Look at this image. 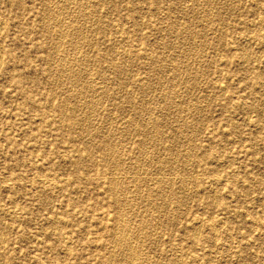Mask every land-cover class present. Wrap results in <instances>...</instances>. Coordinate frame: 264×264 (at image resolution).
<instances>
[{
  "label": "rangeland",
  "instance_id": "obj_1",
  "mask_svg": "<svg viewBox=\"0 0 264 264\" xmlns=\"http://www.w3.org/2000/svg\"><path fill=\"white\" fill-rule=\"evenodd\" d=\"M0 20V264H264V0Z\"/></svg>",
  "mask_w": 264,
  "mask_h": 264
},
{
  "label": "bare ground",
  "instance_id": "obj_2",
  "mask_svg": "<svg viewBox=\"0 0 264 264\" xmlns=\"http://www.w3.org/2000/svg\"><path fill=\"white\" fill-rule=\"evenodd\" d=\"M66 1V0H65ZM81 1V0H80ZM70 3V2H69ZM78 3V2H77ZM96 5H97V3H96ZM81 7V6H80ZM194 7V6H193ZM189 8V7H188ZM49 9V8H48ZM52 9V8H51ZM58 9H60V8H58ZM53 10V9H52ZM62 10V9H61ZM60 13V12H59ZM96 13V12H95ZM58 14V13H57ZM90 14V13H89ZM92 15H94V13H91ZM153 14V13H152ZM79 15V14H78ZM87 16V15H86ZM89 16V15H88ZM97 18V17H96ZM261 18V17H260ZM50 19V18H49ZM55 19V18H54ZM92 19H94V18H92ZM263 19V18H262ZM1 21V20H0ZM86 21V20H85ZM204 21V20H203ZM59 23V22H58ZM262 23H263V21H262ZM84 25V24H83ZM264 25V24H263ZM56 26V25H55ZM71 26V25H70ZM80 26V25H79ZM190 26V25H189ZM53 27V26H52ZM83 27V26H82ZM41 28V27H40ZM50 28V27H49ZM71 28V27H70ZM184 28V27H183ZM258 28V27H257ZM1 30V29H0ZM51 30V29H50ZM70 32V31H69ZM120 32V31H119ZM81 33V32H80ZM83 33V32H82ZM260 33V32H259ZM63 34V33H62ZM179 34V33H178ZM60 36V35H59ZM62 36V35H61ZM83 37V36H82ZM123 37V36H122ZM248 42V41H247ZM56 43V42H55ZM80 43V42H79ZM256 43V42H255ZM80 45V44H79ZM164 45V44H163ZM59 47V46H58ZM70 49V48H69ZM242 50V49H241ZM186 51V50H185ZM56 52V51H55ZM189 53V52H188ZM201 53V52H200ZM85 54V53H84ZM260 54H262V53H260ZM60 55V54H59ZM118 55V54H117ZM196 55V54H195ZM1 56V55H0ZM261 56V55H260ZM83 57V56H82ZM197 57V56H196ZM247 57V56H246ZM65 58V57H64ZM128 58V57H127ZM177 58V57H176ZM258 58V57H257ZM70 59V58H69ZM83 60V59H82ZM158 60V59H157ZM128 61V60H127ZM68 62V61H67ZM126 62V61H125ZM0 63H1V61H0ZM183 63V62H182ZM128 64V63H127ZM60 65V64H59ZM63 65V64H62ZM74 66V65H73ZM65 67V66H64ZM153 67V66H152ZM81 68V67H80ZM171 68V67H170ZM183 69V68H182ZM77 72V71H76ZM166 72V71H165ZM182 72V71H181ZM74 74V73H73ZM88 74V73H87ZM115 74V73H114ZM85 75V74H84ZM83 75V76H84ZM123 75V74H122ZM156 75V74H155ZM178 75V74H177ZM197 75V74H196ZM206 75V74H205ZM77 76V75H76ZM75 76V77H76ZM82 76V77H83ZM221 76V75H220ZM197 77V76H196ZM179 78H181V77H179ZM199 79V78H198ZM193 81V80H192ZM217 81V80H216ZM74 82H75V80H74ZM77 83V82H76ZM92 83H94V82H92ZM172 83V82H171ZM176 83H177V81H176ZM75 84V83H74ZM168 84V83H167ZM80 85V84H79ZM173 85V84H172ZM86 86V85H85ZM92 86V85H91ZM78 87V86H77ZM176 88V87H175ZM87 89V88H86ZM91 89V88H90ZM97 90V89H96ZM226 90V89H225ZM169 92V91H168ZM167 92V93H168ZM82 93H84V92H82ZM112 93V92H111ZM172 93V92H171ZM170 94V93H169ZM107 95V94H106ZM110 95V94H109ZM134 96V95H133ZM77 100V99H76ZM95 100V99H94ZM96 103V102H95ZM89 104V103H88ZM92 104V103H91ZM100 104V103H99ZM244 104V103H243ZM92 105H94V104H92ZM98 105V104H97ZM85 106V105H84ZM98 107V106H97ZM149 107V106H148ZM84 109V108H83ZM174 110V109H173ZM196 110V109H195ZM30 115H32V114H30ZM185 116V115H184ZM82 120V119H81ZM146 123V122H145ZM188 123V122H187ZM186 123V124H187ZM81 124V123H80ZM160 125V124H159ZM132 126V125H131ZM80 128V127H79ZM133 128V127H132ZM196 132V131H195ZM194 133V132H193ZM145 135V134H144ZM163 136V135H162ZM180 136V135H179ZM112 137V136H111ZM150 137V136H149ZM183 137V136H182ZM192 137V136H191ZM117 138V137H116ZM160 138V137H159ZM172 138V137H171ZM174 138V137H173ZM147 139V138H146ZM189 139V138H188ZM181 140V139H180ZM179 140V141H180ZM147 141V140H146ZM160 141V140H159ZM152 142V141H151ZM157 143V142H156ZM118 144V143H117ZM152 144V143H151ZM243 145V144H242ZM147 146V145H146ZM127 149V148H126ZM189 150V149H188ZM113 151V150H112ZM137 151V150H136ZM186 152V151H185ZM142 153V152H141ZM116 155V154H115ZM139 155V154H138ZM146 156V155H145ZM189 156V155H188ZM113 157V156H112ZM143 157V156H142ZM183 157V156H182ZM215 159V158H214ZM191 160V159H190ZM220 161V160H219ZM109 164V163H108ZM137 165V164H136ZM135 165V166H136ZM132 166V165H131ZM116 167V166H115ZM132 168V167H131ZM165 168V167H164ZM170 168V167H169ZM161 170V169H160ZM174 171V170H173ZM124 174V173H123ZM135 174V173H134ZM133 174V175H134ZM118 175H119V173H118ZM136 175V174H135ZM195 176V175H194ZM113 177V176H112ZM215 177V176H214ZM216 178V177H215ZM219 178V177H218ZM217 178V179H218ZM216 179V180H217ZM180 181V180H179ZM234 181V180H233ZM117 182V181H116ZM190 183V182H189ZM127 184V183H126ZM133 186V185H132ZM185 186V185H184ZM141 188H142V186H141ZM151 188V187H150ZM187 188V187H186ZM185 189V188H184ZM221 189V188H220ZM117 190V189H116ZM134 190V189H133ZM136 191V190H135ZM212 191V190H211ZM117 192V191H116ZM213 192V191H212ZM215 193V192H214ZM120 194H122V193H120ZM185 194V193H184ZM161 196V195H160ZM170 196V195H169ZM144 197V196H143ZM217 197V196H216ZM115 199V198H114ZM140 199V198H139ZM161 199V198H160ZM142 200V199H141ZM132 201H134V200H132ZM161 201V200H160ZM142 202V201H141ZM123 203V202H122ZM132 203V202H131ZM248 203V202H247ZM150 205V204H149ZM131 206V205H130ZM154 206V205H153ZM128 207V206H127ZM134 207V206H133ZM166 207V206H165ZM152 208V207H151ZM147 209H149V208H147ZM163 209V208H162ZM136 210V209H135ZM138 210V209H137ZM142 210V209H141ZM128 211V210H127ZM137 212V211H136ZM185 212V211H184ZM123 213V212H122ZM138 213V212H137ZM168 213V212H167ZM247 213V212H246ZM125 214V213H124ZM123 214V215H124ZM147 215V214H146ZM173 215V214H172ZM134 216V215H133ZM142 216V215H141ZM145 217V216H144ZM143 217V218H144ZM160 217V216H159ZM203 217V216H202ZM201 217V218H202ZM218 217V216H217ZM124 218V217H123ZM54 219V218H53ZM56 219V218H55ZM54 219V220H55ZM139 219V218H138ZM146 219V218H145ZM225 219V218H224ZM152 220V219H151ZM167 220V219H166ZM202 220V219H201ZM52 221V220H51ZM120 220H118L117 222H119ZM126 221V220H125ZM196 221V220H195ZM198 221V220H197ZM203 221V220H202ZM162 222V221H161ZM212 222V221H211ZM226 223V222H225ZM124 224V223H123ZM154 224V223H153ZM136 225V224H135ZM201 225V224H200ZM227 225V224H226ZM129 226V225H128ZM143 226V225H142ZM146 226V225H145ZM148 226V225H147ZM197 228V227H196ZM128 229H129V227H128ZM152 229V228H151ZM190 229V228H189ZM227 229V228H226ZM229 229V228H228ZM2 230V229H1ZM146 230V229H145ZM119 232V231H118ZM122 232V231H121ZM138 232H139V230H138ZM132 233V232H131ZM1 234V233H0ZM133 234V233H132ZM126 235V234H125ZM216 235V234H215ZM142 236V235H141ZM124 237V236H123ZM122 237V238H123ZM137 237V236H136ZM1 239V238H0ZM132 240V239H131ZM133 241V240H132ZM230 241V240H229ZM4 242V241H3ZM70 242V241H69ZM117 242V241H116ZM4 244V243H3ZM133 244V243H132ZM141 245V244H140ZM68 246V245H67ZM66 249H67V247H66ZM68 249H69V246H68ZM120 249V248H119ZM131 249V248H130ZM133 249V248H132ZM214 249V248H213ZM137 251H138V249H136ZM227 250V249H226ZM240 250V249H239ZM127 252V251H126ZM132 252H134V249H133V251ZM136 252V251H135ZM134 252V253H135ZM117 253V252H116ZM128 253V252H127ZM134 253H132V256H133V258L134 259H136L135 257H136V255H135V257H134ZM137 253V252H136ZM135 253V254H136ZM113 254V253H112ZM130 255H131V253L130 254H128L127 255V257H128V259H129V257H130ZM140 255H142V254H140ZM228 255V254H227ZM173 256V255H172ZM116 258V257H115ZM138 258V257H137ZM146 258V257H145ZM124 259V258H123ZM128 259H127V262L126 263H128ZM132 259V258H131ZM117 260V259H116ZM133 260V259H132ZM129 261H131L130 259H129ZM225 261V260H224ZM143 262V261H142ZM215 262V261H214ZM131 263H133V262H131ZM146 263V262H145ZM135 264H136V262H135Z\"/></svg>",
  "mask_w": 264,
  "mask_h": 264
}]
</instances>
